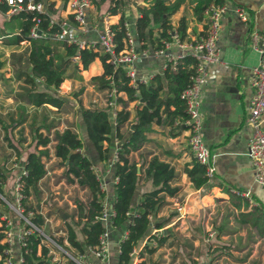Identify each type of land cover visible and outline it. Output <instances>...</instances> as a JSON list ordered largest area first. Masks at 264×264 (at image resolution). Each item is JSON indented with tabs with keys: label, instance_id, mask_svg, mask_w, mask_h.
Instances as JSON below:
<instances>
[{
	"label": "trees",
	"instance_id": "1",
	"mask_svg": "<svg viewBox=\"0 0 264 264\" xmlns=\"http://www.w3.org/2000/svg\"><path fill=\"white\" fill-rule=\"evenodd\" d=\"M90 1L97 7L105 0ZM126 1L108 0L106 7L109 14L118 13L116 22L109 25L113 33L115 52L123 48ZM144 1L143 5L136 7L138 13L131 24L132 35L142 48L160 47L162 40L169 39L172 30L176 31L181 40L188 39L190 35L186 31L187 14L181 13L175 24L170 21V16L179 6L187 5V3H189L193 19L202 23V28L196 35L203 34L206 26L203 22V8L211 2L217 3V0ZM26 2L27 0H21L20 7L11 11V6L5 0H0V13L9 11L8 16L0 20L1 43L14 47L22 42L25 43L21 51L10 54L14 65L13 80L16 86L11 87L8 94L13 99L14 106L5 113L3 118H0L2 138L15 158H19L22 150L20 144L25 140V136L22 135V123L29 118L30 140L27 143L30 149L26 150L23 158L17 163L25 171L24 174H20L22 194L20 203L23 213L32 211L27 216L29 221L41 228L45 223L46 215L53 212L51 210L46 213L38 212V200L41 197L39 181L45 173L42 157L49 155L51 143L52 155L58 158L65 181L85 188L88 199L85 202L75 200L74 211L76 210L78 218L72 224L66 220L63 221L64 236L48 235V237L67 251L72 247L74 250L69 252L73 255H81L87 247L92 248L97 243L103 224L95 220L94 216L102 207L104 190L98 186L97 175L90 159L78 150L82 146L81 138L70 126L56 128L55 122L47 118L46 112L36 115L39 107L51 106L55 110L60 108L64 99L56 91L59 83L64 78L81 79L80 71L86 69L97 57L102 69L100 73L90 76V81L98 92L108 94L113 89V95L106 97V100L112 98L113 104H104V106L78 104L77 112L82 128L99 161L107 159L112 138L118 141L116 160L113 161L116 181L112 188L114 215L111 218V224L112 228L116 229L124 225L126 229V236L118 242L116 264H130L132 251L148 230L149 217L160 206L162 194L174 195L177 186L170 184L174 176L172 166L156 156H151L146 162L144 174L150 178L152 188L140 192L131 213L130 200L139 174L136 173V161L129 154L147 140V132L152 122L169 123L176 119L179 125L186 118L184 103L179 97V92L188 82V76L194 69V60L186 55L174 66L167 63L161 73L151 75L146 82L132 85L125 75L124 66L122 64L113 66L107 60L108 53L99 49L94 50L91 46L79 47L75 43L51 36V33L59 30L57 21H49L53 0H31L33 3H43L45 6L43 11L25 9ZM69 23L77 25L72 19ZM32 26L44 33V36H30L29 30ZM1 65L0 60V67ZM120 93H123L125 97L122 98ZM131 101L133 105L130 109L128 104ZM108 111L111 113L110 116L107 114ZM17 126L18 134L16 141H13L10 133L12 128ZM7 156L4 155L0 159L1 194H3L2 186L9 175L3 163ZM184 172L194 187L201 186L207 180L204 165L194 158L190 166L184 168ZM228 201L234 211L236 210L232 213L236 222L247 224L258 236H264V208L259 203H252L246 197L233 192H228ZM0 202H2L1 199ZM4 207L6 209V205ZM3 221L0 218V240ZM19 221L22 223V220ZM73 225L76 226L79 237L75 234L76 229ZM153 225L159 227L161 223L156 221ZM25 226L29 227L28 224ZM221 227L222 225L219 226ZM63 237L67 244L62 242ZM42 239L43 236L31 228L22 240L23 244H18V251L22 258L20 264H50L48 249ZM3 247L4 243L0 241V264L4 256ZM154 247L145 244L141 250L150 253ZM141 254L142 252L139 251L138 256ZM67 264L75 263L69 259ZM138 264H144V260H140Z\"/></svg>",
	"mask_w": 264,
	"mask_h": 264
},
{
	"label": "crops",
	"instance_id": "2",
	"mask_svg": "<svg viewBox=\"0 0 264 264\" xmlns=\"http://www.w3.org/2000/svg\"><path fill=\"white\" fill-rule=\"evenodd\" d=\"M53 1L52 12H49L50 17L58 23L62 20L69 22L71 17L65 2L63 0ZM185 1L188 2V0ZM144 3V0H127L124 4L126 19L132 23L138 13L136 7ZM107 4L108 0H105L96 7L90 1L85 8L83 27L75 29L79 37L93 40L96 38L105 18L108 23L116 22L118 13L107 14ZM217 4L225 5L217 30L218 60L206 65V80L199 90L200 132L202 140L209 150V160L213 172L211 176L207 177L205 183L199 187H194L184 172V168L190 166L193 158L188 150L183 121L179 125L176 119L169 123H151L147 132V140L129 154L136 161V173L139 174L137 185L130 200V212H133L140 192L152 188L150 178L144 174L146 162L151 156H156L159 160L172 166L174 176L170 184L176 185L177 191L174 195L162 194L160 206L149 217L148 230L132 251L130 264H136V260H144V264H148V257H154L155 252H167L171 247L177 248V251L182 253L184 251L182 249H186L189 245L187 238L191 239L192 237H194V245L199 251L197 264L200 262L202 264H264V236L256 234L257 236L253 240H246L243 225L250 228L247 224H240L241 230L240 228L223 230V223L236 222L233 218L234 215L232 213L225 215H221L220 212L212 213L213 207L218 204H224L233 209L228 201V192H232L233 189L248 190L252 203H259L264 208V187L254 181L252 166L245 153L246 140L251 132V126L245 120L248 112V99L251 94V71L258 61V53L251 47L249 32L252 29L264 32V0H217ZM235 8L242 10L245 19H241L236 14ZM8 12L0 13V20L3 15L8 16ZM181 13L187 14L188 17L186 31L190 36L196 35L201 30L202 23L196 22L191 16L189 3L179 6L170 16L171 23L175 24ZM95 59L99 61L97 57ZM133 66L137 76H151L155 73H161L163 70L162 58L153 55L141 57ZM69 79L64 78L60 83H64V87H67ZM120 94L122 98L125 97L123 93ZM132 105L133 101L129 102L128 108L131 109ZM115 106L118 107V105ZM77 123L79 128L81 127L79 136L82 141V146L78 150L90 159L93 170L103 183V203L112 207V179L114 177L112 154L118 141L112 138L107 159L99 161L91 144L85 142L81 137L83 128L80 117ZM18 172L19 167L13 166L6 180L12 178L14 184V178ZM5 185L6 181L2 186V193L12 198L13 190L8 189L9 187L4 190ZM177 198H180V204L183 206L174 208L179 204ZM49 207L51 211L57 210L59 212L57 207ZM193 207L197 212H195L196 217L201 218L200 226L195 227L194 230L184 223L187 218L191 217L188 211H191ZM38 210L42 212L41 205H38ZM2 213L3 208L1 209ZM7 215L10 216L9 212ZM59 216L62 220L66 217H62L60 214ZM221 219L223 222L219 224L218 221ZM12 220L18 223L16 216ZM46 220L47 217H45ZM156 221L161 223L159 227L153 225ZM220 225H222L221 228H219ZM124 229V225L116 229L109 227L108 255L105 259H100L87 250L83 252L82 257L80 254L73 255L69 252L74 250L72 247L68 251L65 249L64 252L69 254H67L70 256L69 259L75 264H116L117 240ZM211 230L213 233L208 235ZM237 232L241 236H238L236 240ZM145 244L155 246L153 251L150 253L142 251L141 249ZM14 251L16 262L17 244H15ZM139 251L142 252L140 256H138ZM75 258L79 262H76ZM151 264L156 263L151 262Z\"/></svg>",
	"mask_w": 264,
	"mask_h": 264
},
{
	"label": "built area",
	"instance_id": "3",
	"mask_svg": "<svg viewBox=\"0 0 264 264\" xmlns=\"http://www.w3.org/2000/svg\"><path fill=\"white\" fill-rule=\"evenodd\" d=\"M10 6L11 11L19 8L21 0H5ZM68 8L71 19L77 25H71L69 22L62 20L59 22V30L51 33L53 38H62L67 42L75 43L79 47H93L109 54L108 61L115 66L122 64L125 69V75L129 79V83L135 85L138 82H146L150 76H137L134 68V63L141 57L146 55L160 56L162 58L163 68L167 63L174 66L184 56L188 55L194 60V69L188 76L187 84L179 92V97L184 103L186 118L183 120L186 130L187 146L192 158L201 163L205 167V175L211 176L213 167L209 160V150L202 140L200 127L201 117L199 112V90L201 85L206 80V65L218 60L216 48L217 30L220 24V17L225 10L224 4L209 3L203 8L205 29L203 34L189 36L188 39L181 40L175 30L170 32L169 39L162 40L161 46L157 48L139 47V42L135 40L131 31V22L128 19L123 21L124 35L122 37L123 48L115 52V42L113 33L110 29V23L105 18L97 32V36L93 40H86L76 34L77 27L82 28L84 25L85 8L89 5L90 0H64ZM44 4L41 2L33 3L27 0L25 9L43 11ZM234 11L241 18L245 16L241 9L235 8ZM107 14H109L107 12ZM49 21L53 19L50 17ZM30 36L43 35L35 26L29 30ZM251 47L258 53V61L253 66L251 71V94L248 99V112L245 120L251 126V132L246 140L245 153L250 160L254 181L264 187V32L250 30ZM76 57V56H74ZM111 89L107 95H113ZM105 104H113V99H105ZM112 160H116V147L112 154ZM13 166L19 167V172L14 178L13 195L9 199L6 195L0 193L1 201L14 211L18 219L15 223L7 214H0L3 219V227L1 228V242L4 243L1 259V264H20L22 258L18 251L17 260L14 258L15 244H23V239L26 234L32 229L36 230L42 236H45L42 229L33 225L27 216L32 211L23 213L20 203L22 194L20 192V174H24V169L14 162ZM98 186L103 190V183L98 179ZM116 181L114 176L112 183ZM232 192L240 194L253 202L248 190L233 189ZM11 200V201H10ZM38 212L42 213L40 210ZM132 213V212H131ZM114 212L112 207H108L102 203L100 211L94 216L95 220H99L103 224V230L98 234L97 243L92 247H87L86 250L94 256L105 259L108 255V240L109 227H112V216ZM22 220V223L19 221ZM28 224L29 227H26ZM212 230L208 232L211 235ZM126 236V229L122 230L118 242ZM46 238L53 242L48 236ZM55 243V242H53ZM68 254V253H67ZM69 255V254H68ZM82 257V254L80 255Z\"/></svg>",
	"mask_w": 264,
	"mask_h": 264
},
{
	"label": "rangeland",
	"instance_id": "4",
	"mask_svg": "<svg viewBox=\"0 0 264 264\" xmlns=\"http://www.w3.org/2000/svg\"><path fill=\"white\" fill-rule=\"evenodd\" d=\"M6 16L3 15L4 18ZM3 17H1V20L3 19ZM23 47L24 43L20 44L17 47L4 45L3 43H1L0 37V60L2 61V65L0 67V118H3L5 116V113L7 111H10L14 106V101L8 94L10 93V88L16 86V82L13 80L14 65L12 64V58L10 54L11 52L15 53L21 51ZM100 70L101 66L99 64V61L94 58L93 62H91L86 69L80 71L82 77L81 79L70 78L68 83L69 85L67 87H64L63 84L59 83L57 88V94L64 99L60 108L55 110L51 106H46L45 108L39 107L36 110V115L39 116L41 112H46L47 118L53 119L56 124V128L62 129L64 126L67 125L73 128L74 130L78 131L77 133L79 134L81 127L79 128L77 123V120L79 119V114L77 112L78 104H82L84 106H104L105 104L107 94L105 92H97L90 81V76H92L93 74H97ZM46 108L48 110H45ZM28 122L29 118H27L26 121L22 123V135L25 136V140L21 141L20 147H22V150L19 158H15L13 152L10 151V148L8 146H6L5 140L2 138V130L0 129V159H2L4 155H8L5 161H3L4 166L8 170V174H10L13 169L12 164L14 162H16L17 164L23 157L26 150L30 149V145L27 143L30 140ZM18 130V126L12 128L11 130L10 136L13 141H16ZM81 137L85 140V142H89L84 130L81 131ZM49 147V155L42 157V160L44 161L45 173L39 181L41 188V197L39 199L40 201L38 200V205H41L43 213H46L50 210L49 206L57 207L59 211L62 210L67 214L64 220L72 224V222L76 221L78 218L76 210L74 211V209L76 208L75 200H81L85 202L88 199V193L85 188L78 186L76 183H69L65 181V178L62 175V166L59 165L58 158L52 155L51 143L49 144ZM12 186L13 179L11 178L9 180H6L4 190H7L8 187V189L11 188L10 190H13ZM177 201L179 204L176 205L174 208H176L177 206L182 207L183 204H180V198H177ZM3 205V202H0V208H3V214H8L9 212L10 217L15 219L16 215L13 213V211L7 205L6 209H4L5 205ZM204 208H206V206H204ZM200 211L202 212L203 210ZM195 212L196 211L194 207L193 209H191V211H188V214L191 217L187 218V221L184 222L185 225L187 224L188 226L192 227L193 230L195 227L200 226L201 224V218L196 217L197 212ZM219 212L221 215H225L233 213L234 210L224 204L215 205L213 207L212 213L217 214ZM46 217L48 221L46 220L41 228L45 235L43 236L42 240L44 242L45 247L48 249L47 255L50 256L49 263L52 262L53 264H66L70 256H68L64 252L66 251L65 248H63L59 244L49 241L46 238V236L48 235L64 236V220H62V218L59 216V212L57 210H54V212H50V214L46 215ZM214 222H216L215 219ZM222 222L223 219L218 221L219 224H221ZM223 224V230H237L239 228L241 230L242 227L240 223L234 221L231 223ZM243 226L245 233V235L244 233L243 235L246 237V240H253L257 236L256 232L253 229L248 228L246 225ZM74 227L76 229V226ZM211 227L214 226L211 225ZM75 234L77 235V237H79L77 229ZM238 236L241 235L237 232L235 235L236 240L238 239ZM191 239L187 238V241L189 240V245H187L186 249H182L184 250L182 253L177 251V248L173 247H171L169 250H167V252L165 251L164 253L155 252L154 257H148V264H151V262H155L156 264H197L199 260V251L194 245V237H192ZM178 241H180V238H178ZM62 242L64 244H67L64 237L62 239ZM75 259L77 260L76 262H79L77 258ZM138 262L139 260H136V264H138ZM200 264H202V262H200Z\"/></svg>",
	"mask_w": 264,
	"mask_h": 264
},
{
	"label": "water",
	"instance_id": "5",
	"mask_svg": "<svg viewBox=\"0 0 264 264\" xmlns=\"http://www.w3.org/2000/svg\"><path fill=\"white\" fill-rule=\"evenodd\" d=\"M107 114L110 116V115H111L110 111H108ZM59 214H60L62 217H65V216H66V214L63 213V212H61V211H59Z\"/></svg>",
	"mask_w": 264,
	"mask_h": 264
}]
</instances>
